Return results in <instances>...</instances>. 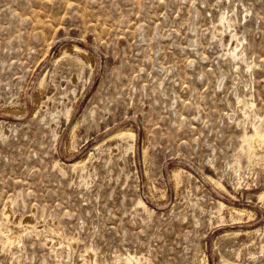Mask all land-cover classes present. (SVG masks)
I'll return each instance as SVG.
<instances>
[{
  "label": "rangeland",
  "instance_id": "obj_1",
  "mask_svg": "<svg viewBox=\"0 0 264 264\" xmlns=\"http://www.w3.org/2000/svg\"><path fill=\"white\" fill-rule=\"evenodd\" d=\"M255 123L264 0H0V264H264Z\"/></svg>",
  "mask_w": 264,
  "mask_h": 264
},
{
  "label": "bare ground",
  "instance_id": "obj_2",
  "mask_svg": "<svg viewBox=\"0 0 264 264\" xmlns=\"http://www.w3.org/2000/svg\"><path fill=\"white\" fill-rule=\"evenodd\" d=\"M222 16H224V15H222ZM222 18V17H221ZM222 20H224V18H222ZM226 20V19H225ZM228 20H230V19H228ZM232 21H233V19H232ZM223 22V21H222ZM234 22H235V20H234ZM224 23V22H223ZM227 23H229V22H227ZM232 24V23H231ZM230 24V25H231ZM234 24V23H233ZM229 25V24H228ZM229 25V26H230ZM232 26V25H231ZM230 26V27H231ZM220 27V26H219ZM231 29V28H230ZM218 31H219V29H218ZM221 31H222V29H221ZM227 31V30H226ZM216 32V31H215ZM217 33H219V32H217ZM224 33V32H223ZM235 35L233 36V37H235L237 40H238V37H237V34L236 33H234ZM218 35V34H217ZM220 35V34H219ZM221 36V35H220ZM219 38V37H218ZM242 42V41H241ZM238 44L236 45V46H234V45H232L231 46V49L230 50H228V51H230V53L229 54H232V55H236L237 53L236 52H238L237 50H239L238 48H240V42H237ZM230 45V44H229ZM242 45V44H241ZM241 49V48H240ZM76 50H78V49H76ZM242 52V51H241ZM243 52H244V49H243ZM225 55V54H224ZM241 55V54H240ZM243 55V54H242ZM237 57V55L235 56V58ZM254 64V63H253ZM250 67V66H249ZM252 69V68H251ZM240 101V100H239ZM254 104V102L251 104V105H253ZM245 105H249V103H247V102H245ZM255 107V106H254ZM251 109V108H250ZM255 109V108H254ZM253 110V109H252ZM254 111V110H253ZM11 113V112H10ZM252 116V115H251ZM3 128V127H2ZM246 128V127H245ZM5 129V128H4ZM3 129V130H4ZM6 130V129H5ZM134 130V129H133ZM133 130H120L121 131V134H123V135H128V136H131V137H135V135H134V131ZM75 131V130H74ZM8 133V132H7ZM1 134V133H0ZM9 134V133H8ZM117 135V134H116ZM243 139H244V142H245V144L247 145V147H248V152H249V154H250V156H251V158H252V156H254V155H256L257 154V151L259 150V149H264V125L262 124V123H260V124H257V123H255V124H253V132L252 133H250V132H248V127L246 128V129H244V134H243ZM125 146V145H124ZM152 184V183H151ZM221 184V186H225V185H223L222 183H220ZM262 196V195H261ZM9 202V201H8ZM8 204V203H7ZM10 205V204H9ZM12 208V207H11ZM8 209V208H7ZM7 209H5V212H6V210ZM9 210V209H8ZM7 210V211H8ZM11 211V210H10ZM10 211H8V212H6V213H8L9 215H10ZM4 212V213H5ZM11 218L10 219H12L13 217H12V215L10 216ZM14 219V221L13 222H17V223H20V224H25V223H23V222H21V221H19L18 220V218L16 219V218H13ZM8 220V219H7ZM15 222V223H16ZM5 223V222H4ZM26 225V224H25ZM1 227V226H0ZM5 228V227H4ZM2 229V228H1ZM28 229V228H27ZM2 231V230H1ZM14 231V230H13ZM22 231H24V230H22ZM21 232V231H20ZM22 233V232H21ZM5 235V234H4ZM7 235V234H6ZM7 239V238H6ZM8 239H9V241H12V242H15V241H17V240H19L20 239V233L18 232V231H14V232H11L9 235H8ZM14 244V243H13ZM138 258V257H137ZM128 260H129V262L131 261V263L132 262H134V261H132L133 259L131 258V257H128ZM136 261V260H135ZM137 262V261H136Z\"/></svg>",
  "mask_w": 264,
  "mask_h": 264
}]
</instances>
